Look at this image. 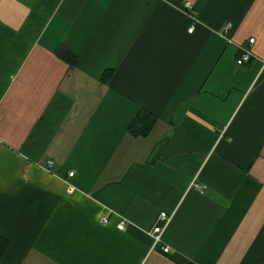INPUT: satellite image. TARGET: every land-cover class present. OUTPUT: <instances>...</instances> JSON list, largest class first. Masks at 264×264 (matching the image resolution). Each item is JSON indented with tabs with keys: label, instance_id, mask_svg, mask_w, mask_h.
Masks as SVG:
<instances>
[{
	"label": "crops",
	"instance_id": "obj_1",
	"mask_svg": "<svg viewBox=\"0 0 264 264\" xmlns=\"http://www.w3.org/2000/svg\"><path fill=\"white\" fill-rule=\"evenodd\" d=\"M0 236V264H264V0H0Z\"/></svg>",
	"mask_w": 264,
	"mask_h": 264
},
{
	"label": "built area",
	"instance_id": "obj_2",
	"mask_svg": "<svg viewBox=\"0 0 264 264\" xmlns=\"http://www.w3.org/2000/svg\"><path fill=\"white\" fill-rule=\"evenodd\" d=\"M183 6H184L183 7L184 11L190 12L192 10V6L188 2H185ZM227 28H228V26H226L225 29H227ZM190 30H192V28ZM253 43H254V39H250V40H248L246 46H244V45L239 46V50H240L241 54H240L239 58L236 60L237 66H244L251 61V59L253 58V53L250 50V48H251ZM223 133H224V131L221 132L220 137L222 136ZM73 175H74L73 172H69L68 178L73 177ZM196 188L198 189V191L200 193L202 192V188H199V187H196ZM171 218H172V216L167 215L166 213L159 214V216L157 218L158 223L149 232V234L153 240V246H157L159 244H162L160 249H161L162 253H165V254L169 252V247L163 244L162 237H163V234H164L168 224L171 221ZM101 222L105 225L108 223V219L103 217V218H101ZM116 228L118 230H123L125 228V222L124 221L118 222V224L116 225Z\"/></svg>",
	"mask_w": 264,
	"mask_h": 264
},
{
	"label": "trees",
	"instance_id": "obj_3",
	"mask_svg": "<svg viewBox=\"0 0 264 264\" xmlns=\"http://www.w3.org/2000/svg\"><path fill=\"white\" fill-rule=\"evenodd\" d=\"M60 55L63 60L67 61V63L69 64H72L73 57L69 52L61 51ZM154 121L155 118L152 115L145 112H141L135 117V119L130 124L129 133L132 136H145L151 129ZM8 244L9 241L0 236V258L7 249Z\"/></svg>",
	"mask_w": 264,
	"mask_h": 264
}]
</instances>
